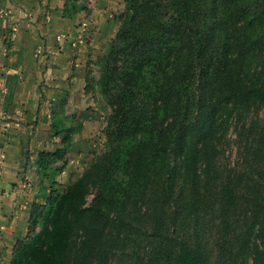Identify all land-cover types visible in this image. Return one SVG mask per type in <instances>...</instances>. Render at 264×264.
Returning <instances> with one entry per match:
<instances>
[{"label": "trees", "instance_id": "trees-1", "mask_svg": "<svg viewBox=\"0 0 264 264\" xmlns=\"http://www.w3.org/2000/svg\"><path fill=\"white\" fill-rule=\"evenodd\" d=\"M83 8L65 0L62 14ZM119 21L85 80L111 108L104 149L32 204L6 264H110L139 249L142 264H264V0H124ZM233 125L235 172L217 159ZM50 130L61 145L34 164L54 187L78 129Z\"/></svg>", "mask_w": 264, "mask_h": 264}, {"label": "rangeland", "instance_id": "rangeland-1", "mask_svg": "<svg viewBox=\"0 0 264 264\" xmlns=\"http://www.w3.org/2000/svg\"><path fill=\"white\" fill-rule=\"evenodd\" d=\"M14 1L16 0H0L1 63L14 61V63L17 64V60H21L19 59L20 56L16 50H9L17 37L15 34L16 32L12 33V35L9 32L12 31V27L9 26V17L11 15L10 8H13L12 14L19 12L16 10V5L20 3V1L17 0V4ZM30 2L31 3H28L30 5H26H28V11H37L38 18H36V23L39 21H47L46 24H50L52 22L49 28L53 27V29L48 33H52L55 36L56 41L57 34L67 30L66 28L57 29V22L63 21V18H66L69 22L77 25H81L82 22H86L87 29L85 33L88 36V40L84 49L89 46V43L92 40V26L96 25V19L93 17V7H97L98 9L106 8L104 6L105 0H77L78 5L84 8L75 13L73 18H70L65 14V16H63L62 14V6L65 0H30ZM116 2L117 3H115L112 7L111 4L107 6V12L111 15L108 20L111 21L109 24L112 30L117 27V22L119 26V18L121 13L124 11V0H116ZM32 4L34 5L32 6ZM6 10L9 11V13L6 12V15L2 14ZM46 15L49 16V18H46ZM42 24L45 26L44 23ZM13 30L15 31L16 29ZM36 31L38 32L39 30ZM38 35L40 36V33H38ZM106 39L111 40L112 38L110 37ZM105 40L102 42L103 47L100 45L98 49L100 53L98 54L99 57H101V55H103L104 52L106 53L108 50L104 51V48L106 47ZM40 46L41 45L35 44L32 46V50H35ZM79 48L83 49V47H76L75 49ZM35 60H39V58H35ZM94 60L95 59L93 57L89 60V62L93 63ZM89 62L86 64L85 70L87 72L91 69V74L88 79L91 83H94V78L96 79L100 74L101 67L94 64L91 66ZM13 67L14 66L8 67L7 70H10ZM18 74L20 75V72H18ZM22 82H24L23 78L17 76L14 82L15 92L13 94L16 96L14 97L15 99L12 98L9 99V101L6 100L8 95L6 86H0V101L3 103H9L7 104V107L10 106L11 109L15 106H19L12 110L24 111L26 115L24 118L28 121V123H24L21 120L11 118L10 116H4L0 113V134L2 135V138L0 137V264L8 263L12 256V249L16 240L18 238H25L28 235V219L32 204L34 202L42 203L45 200L46 195L52 189L62 191L69 183L75 180L82 173L93 157L103 151L105 143L104 128L107 123V117L111 112L110 106L104 98L102 99L99 93L94 96L90 95L88 98L89 101L94 99L98 102L94 105H90L87 101L85 105L82 104L81 107L78 108L80 113H82V111L87 112V114L94 113L92 117H85L88 122H86L85 126H83V120H80V118L82 119L81 116L77 117L75 114H65V108L62 106V102H58L63 99L58 100V96L53 97L51 95L52 93H50L51 91L45 92L43 90L42 87H47L45 84L29 85V83L24 84ZM7 85L10 88L13 86L11 81H9ZM29 91H31V98L28 99L27 103H25V100L22 102L20 100L21 96ZM4 95L6 97H4ZM51 97L55 99H51ZM23 104L24 109H22ZM253 112H256L255 114L262 117V105L252 104L251 113ZM10 121L23 124V126H25L28 130L22 133L23 136L21 137V143L16 145L18 149L15 151V156L17 155L18 161L16 160L15 163L12 160L11 163L5 164L4 150L6 147L3 144L7 142L8 135L10 134ZM52 121L59 122L62 126H66L69 129L77 128V133L71 132V136L72 139L76 136V142H79V144L71 146L64 161L56 162L53 165L54 167H60L63 165L62 171L54 175V179L56 181V185L54 187L49 186L48 180L42 175V173L37 172L36 166L33 163L36 153L40 150V148L49 150L61 145L60 137L58 136V138L57 136H54L50 130V124ZM8 126L9 128H7ZM238 131L239 127H235V125H233L228 133L225 134L223 138L221 137L222 143L218 145V148L220 149V154L217 158L218 164L220 162L221 166L224 167L223 169L231 172H235L240 169V166H243L241 158L238 157ZM14 149L15 147L12 148L13 151ZM180 185L183 188V184L181 182ZM91 197L92 195L88 196V201ZM24 200L27 202H23ZM217 207L218 206L216 204L214 206L215 212ZM236 214L241 215L239 210ZM210 232V245L214 248V237H211L214 235V231L211 229ZM140 252L141 249H139L138 252L126 251L125 253H122L121 251H117L115 256L110 259V264H142L141 256H139Z\"/></svg>", "mask_w": 264, "mask_h": 264}, {"label": "crops", "instance_id": "crops-1", "mask_svg": "<svg viewBox=\"0 0 264 264\" xmlns=\"http://www.w3.org/2000/svg\"><path fill=\"white\" fill-rule=\"evenodd\" d=\"M16 1L14 2L16 3ZM18 1H20V3H18L19 5L16 3V10L19 12L12 14L13 8H10L11 15L9 17V26H11L13 29H16L15 34L17 37L9 50H16L20 56L19 59L21 60H17V64H15L14 61H6L4 63L0 62V86H6L8 90L6 100L9 101V99H12L16 96L13 94L15 92L14 82L17 76L23 78L24 82L22 83L24 84H45L47 87H42L45 92L51 91L50 93H52L51 95L53 97L58 96V100L63 99L62 101L58 102H62V106L65 108V114H75L77 117L81 116L82 119L80 118V120H83V126H85V123L88 122L85 117H92L94 113L87 114V112L84 111L80 113L78 108H80L82 104L85 105L87 101L90 105H94L98 102L94 99H91V101L88 100L90 95L94 96L96 93L92 94L91 92L85 91L86 77H89L91 74V69L86 72L85 67L89 60H91L93 57L95 60L100 58L98 55L100 54L98 51L100 45H102V42L106 38H113L117 31L118 22L116 23L117 27L115 29L113 28L112 30L109 24L111 21L108 20L111 15L107 12V6L110 4L111 7L114 6V4L117 3L116 0L115 2L114 0H105L104 6L106 8L104 9L93 7V17L96 19V25L92 26V40L89 43V46L85 49H75L74 47H71V38H67L65 40L66 43L64 42V44L57 42L55 36L52 33H48L53 29V27L49 28L52 22L50 24H46L47 21H39L36 23V18H38L37 11H28L29 9L27 6L30 5L28 4L31 3L30 0ZM33 5L34 4H32V6ZM46 18H49V16L46 15ZM42 23H44L45 26ZM57 25V29L66 28L67 30L63 32L70 35V37L75 36L80 30V25L69 22V20L66 18H63V21L57 22ZM36 30L39 31L37 32ZM38 33H40V36ZM110 41L111 40L109 39L105 40L106 47L104 48V51L108 49ZM35 44L41 45L37 48L41 51L38 56H35L36 49L32 50V46ZM35 58H39V60H35ZM95 60L93 63L89 62V64L91 66L93 64L97 65ZM11 66L14 67L10 70H7V68ZM18 72H20V75ZM9 81H11L13 84L11 88L7 85ZM4 97L6 96L4 95ZM53 97H51V99H55ZM29 98H31V91L23 94L20 100L22 102L25 100V103H27ZM7 104L9 103H3L0 101V113H2L4 116H10L11 118L28 123L26 118H24L26 117L24 111L12 110L19 106H15L11 109L10 106L7 107ZM22 109H24V104ZM9 123L11 124L10 134L8 135L7 142L3 144L6 147L4 150L5 164L11 163L12 160L16 163L17 155L15 156V151L18 149L16 145L21 143V137L23 136L22 133L28 130L25 126H23V124L15 123L13 121H10ZM7 128H9V126ZM0 137L2 138L1 134ZM76 141V136H74L71 146L79 144V142ZM14 147L15 149L13 151L12 148ZM42 149L44 148H40V150ZM23 202L27 201L24 200Z\"/></svg>", "mask_w": 264, "mask_h": 264}, {"label": "built area", "instance_id": "built-area-1", "mask_svg": "<svg viewBox=\"0 0 264 264\" xmlns=\"http://www.w3.org/2000/svg\"><path fill=\"white\" fill-rule=\"evenodd\" d=\"M9 11H4L2 14L6 15ZM86 22H82L80 25V30L77 32L75 36L68 35L67 33H59L57 34L56 38L58 42L64 43L67 38H71L70 45L74 48L78 47H85L87 44L88 36L86 35ZM12 35V34H11ZM40 54V49H36L35 56Z\"/></svg>", "mask_w": 264, "mask_h": 264}]
</instances>
